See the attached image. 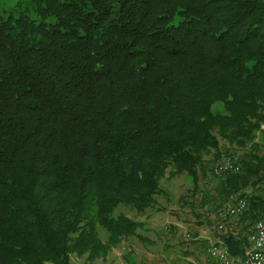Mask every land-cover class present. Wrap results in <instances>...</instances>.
I'll return each instance as SVG.
<instances>
[{"label":"trees","instance_id":"16d2710c","mask_svg":"<svg viewBox=\"0 0 264 264\" xmlns=\"http://www.w3.org/2000/svg\"><path fill=\"white\" fill-rule=\"evenodd\" d=\"M262 125L264 0H0V264L144 241L114 212L155 205L167 170L190 179L178 202L196 217L246 197L239 230L213 234L241 254L264 218L245 194L264 177ZM220 140L244 151L209 195Z\"/></svg>","mask_w":264,"mask_h":264},{"label":"rangeland","instance_id":"374dc122","mask_svg":"<svg viewBox=\"0 0 264 264\" xmlns=\"http://www.w3.org/2000/svg\"><path fill=\"white\" fill-rule=\"evenodd\" d=\"M221 108V103H215L214 107ZM264 131V125H262ZM220 161L231 159L239 164V158L244 150L225 144ZM260 154L264 152V146L260 148ZM208 155L205 159H208ZM215 164V163H214ZM209 170L207 176L199 180V185L209 192H214V173ZM219 175H217L218 177ZM162 193L156 195V203L144 212L137 213L129 205H120L114 214L122 213L139 222L137 228L138 236H128L123 238L117 245L111 247L104 259L88 261L83 257L71 256L72 264H212L213 260L205 252L206 236H212L214 231L220 233L218 225L223 222L229 230L234 232L240 228L238 218L240 215L226 217L220 220L217 210L226 202H231L236 197L246 200V197L239 193L233 195L226 201L214 208V204L201 210L199 217L190 211L189 206H180L178 197L191 189L190 179L184 174L168 177V170L165 177L160 180ZM258 193L264 197V177L260 184L255 188H248L245 194ZM233 198V199H232ZM247 201V200H246ZM208 209V210H207ZM241 214V213H240ZM202 220V221H201ZM208 220V221H207ZM99 235L102 240L107 237L106 231L99 227ZM223 231V230H222ZM201 240L204 244H201Z\"/></svg>","mask_w":264,"mask_h":264},{"label":"built area","instance_id":"2783aa9c","mask_svg":"<svg viewBox=\"0 0 264 264\" xmlns=\"http://www.w3.org/2000/svg\"><path fill=\"white\" fill-rule=\"evenodd\" d=\"M228 169H237L231 159H228L221 164H217L214 168V171L215 173H220ZM232 201H236V210H226L225 208L220 209V214H219L220 218H224V216L239 215L243 211V203L247 202L245 199H240V197H236ZM245 241L246 243H254V250L248 251L249 260H256L257 264H264V222H259L257 234L249 233V238H245ZM205 244H206L205 245L206 250H213L214 245L223 244L221 264H228V260H226L224 257V250L228 248V245L221 237L212 235L211 241H206ZM233 256H235V262H239L238 256L236 255ZM247 263L248 262H246V264Z\"/></svg>","mask_w":264,"mask_h":264},{"label":"bare ground","instance_id":"6f19581e","mask_svg":"<svg viewBox=\"0 0 264 264\" xmlns=\"http://www.w3.org/2000/svg\"><path fill=\"white\" fill-rule=\"evenodd\" d=\"M228 159H224L223 161H219L216 162L215 164H213L212 166V174L214 175L215 171L214 168L217 164H221L223 162H225ZM234 165L236 166L237 169H228V170H224L223 172L220 173H215L216 175H222L227 171H237L238 170V163L234 162ZM240 199H244L241 198ZM230 200V199H229ZM247 206V202L243 203V210L246 208ZM225 208L226 210H236V201H231V202H226L222 207H220L217 210V214L219 216L220 214V209ZM226 217H233V216H224V218H219L220 220H225ZM259 222H264V218L257 220L248 230V232L246 233V237L245 238H249V233L250 234H257V230L259 227ZM224 224L223 222H221L217 227L219 229V231H222V229L224 228ZM206 241H211V236H206ZM254 250V243H247V245L245 246V248L243 249L241 254H237L236 256H238V261L239 262H235V256H233V254H231L229 248H226L224 250V257L226 260H228V264H246V262H248L247 264H257L256 260H249V253L248 251H252ZM223 253V244H216L213 247V250H206V254L213 260V263L215 262V264H221V255Z\"/></svg>","mask_w":264,"mask_h":264}]
</instances>
